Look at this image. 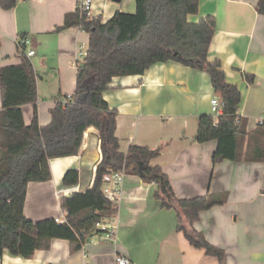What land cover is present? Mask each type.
<instances>
[{"label": "crops", "instance_id": "0c3cea01", "mask_svg": "<svg viewBox=\"0 0 264 264\" xmlns=\"http://www.w3.org/2000/svg\"><path fill=\"white\" fill-rule=\"evenodd\" d=\"M91 2V15L103 23L115 11L135 10L134 0ZM257 2L198 0L197 12L188 16L193 22L208 15L215 19L207 58L219 61L225 80L236 85L241 96L237 112L246 133L238 139L239 159L214 165L216 141L196 140L199 117H216L210 99L218 96L206 70L173 60L155 62L142 74L112 77L102 94L116 112L119 149L159 147L150 164L160 166L173 196L189 199L226 192L224 203L202 211L194 223L208 242L224 250L225 264H264V161L257 158L264 147L259 123V119L264 123V12L257 11ZM80 4L81 0H17L12 8L0 6V67L20 62L18 39L24 35L25 49L34 53L29 59L36 72L40 126L50 122L56 100L75 89L74 57L79 48L86 50L89 35L79 27H56ZM21 110L24 123L29 124L32 104H24ZM247 149L252 150L250 160L243 158ZM77 150L73 156L49 160L48 180L26 184L25 218L65 221L60 197L90 187L101 158L99 133L92 126L83 132ZM69 168L78 170V179L76 185L64 186L61 178ZM156 188L154 182L131 173H125L118 185L109 183V189L116 190V212L102 222L114 227V239L107 240L103 231L83 243L52 239L47 249H37L28 258L4 251L1 264H115L117 255L135 264H220L204 249L189 245L176 229L175 211L162 207L154 196Z\"/></svg>", "mask_w": 264, "mask_h": 264}, {"label": "trees", "instance_id": "16d2710c", "mask_svg": "<svg viewBox=\"0 0 264 264\" xmlns=\"http://www.w3.org/2000/svg\"><path fill=\"white\" fill-rule=\"evenodd\" d=\"M134 1V12L115 11L104 23L99 16L86 15L79 7L64 15L63 24L56 30L79 27L89 35V40L86 55L75 66L73 93L56 100L46 125L38 123L36 72L29 57L22 52L25 46H18V64L0 67V257L7 251L10 255L28 258L37 249H47L52 239L83 243L94 232H101L95 224L115 216L117 202L105 197L102 177L115 170L154 182L157 186L154 196L160 198L162 207L175 211L176 229L182 231L189 245L204 249L205 254L225 264L224 250L208 242L194 223L202 211L224 203L226 192H207L189 199L173 196L160 166L150 164L160 148L129 145L122 152L114 133L116 112L102 97L112 77L142 74L155 62L173 60L206 70L223 104L220 115L199 117L196 140L199 143L216 141L211 157L214 165L223 159H239L238 139L246 133L245 122L237 112L241 96L236 85L225 80L219 61L207 58L215 19L208 15L197 22L189 20V14L197 12L198 0ZM16 3L17 0H0L3 9L12 8ZM257 11L264 12V0H258ZM24 104L33 106L29 124L22 117ZM260 125L264 130V123ZM90 126L99 133L101 150L91 186L60 197L65 221L25 218L26 184L48 180L49 160L75 155L83 132ZM261 150L257 158L264 161V147ZM251 154L252 150L247 149L243 158L250 160ZM77 179L78 170L69 168L60 183L73 186Z\"/></svg>", "mask_w": 264, "mask_h": 264}, {"label": "built area", "instance_id": "2783aa9c", "mask_svg": "<svg viewBox=\"0 0 264 264\" xmlns=\"http://www.w3.org/2000/svg\"><path fill=\"white\" fill-rule=\"evenodd\" d=\"M91 5L92 2L91 0H81V4H80V10L82 12H84L86 15H91L90 9H91ZM28 42L27 38H22V39H18V46L19 45H26V43ZM23 53L26 54V56H32L34 53L32 50L29 49H23L22 51ZM86 50L79 48V50H77V53L74 57V64L76 66L77 62L82 59L85 55H86ZM19 54V51H18ZM212 98L210 99V105H211V112L214 113L215 116H218L221 114V110H222V100H220L218 97L216 96H211ZM264 111V109H263ZM263 122V120L259 119V123L261 124ZM124 173L122 171H115V170H111L108 174L104 175L102 177V180L105 182V186L103 188V193L105 195L106 198H110L111 200H116L115 198V194H116V190L111 191L109 189V183H114V185H118L120 184V181L123 177ZM57 222L58 218L56 219ZM95 227L100 228L103 232H105V234L103 235L107 240L110 239H114L115 236V231H114V227L110 224H105L103 222H97L95 224ZM129 262L128 257H125L123 255H117L115 257V264H127ZM1 264V261H0Z\"/></svg>", "mask_w": 264, "mask_h": 264}, {"label": "rangeland", "instance_id": "374dc122", "mask_svg": "<svg viewBox=\"0 0 264 264\" xmlns=\"http://www.w3.org/2000/svg\"><path fill=\"white\" fill-rule=\"evenodd\" d=\"M122 5H124V7H125V4L122 2ZM125 12H130V11H125ZM134 12V11H133ZM131 13V12H130Z\"/></svg>", "mask_w": 264, "mask_h": 264}, {"label": "water", "instance_id": "95a60500", "mask_svg": "<svg viewBox=\"0 0 264 264\" xmlns=\"http://www.w3.org/2000/svg\"><path fill=\"white\" fill-rule=\"evenodd\" d=\"M1 154V153H0ZM161 189L163 190L164 188L163 187H161Z\"/></svg>", "mask_w": 264, "mask_h": 264}]
</instances>
